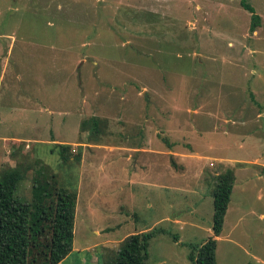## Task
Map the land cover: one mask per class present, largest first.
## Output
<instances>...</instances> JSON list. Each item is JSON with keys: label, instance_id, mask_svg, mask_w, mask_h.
I'll use <instances>...</instances> for the list:
<instances>
[{"label": "rangeland", "instance_id": "374dc122", "mask_svg": "<svg viewBox=\"0 0 264 264\" xmlns=\"http://www.w3.org/2000/svg\"><path fill=\"white\" fill-rule=\"evenodd\" d=\"M246 1L260 17L253 32L239 0H0V173L20 167L27 200L38 164L76 193L82 177L72 252L59 264H113L126 237L154 228L164 233L145 264H190L191 246L212 237L215 175L264 161V0ZM90 120L93 135L81 127ZM146 140L175 154L157 160L175 174L189 155L188 188L138 185L125 204L121 168L154 175L114 147ZM55 144L69 145L64 158ZM198 152L209 157L201 171ZM250 172L234 183L217 264H258L246 253L264 224V178L243 187Z\"/></svg>", "mask_w": 264, "mask_h": 264}, {"label": "trees", "instance_id": "16d2710c", "mask_svg": "<svg viewBox=\"0 0 264 264\" xmlns=\"http://www.w3.org/2000/svg\"><path fill=\"white\" fill-rule=\"evenodd\" d=\"M240 6L251 14V31L259 26L260 17L246 1ZM82 123V131L90 135L98 132V123ZM63 152L69 145L55 144ZM36 164L38 162H35ZM46 166L34 168L30 199L19 194L25 178L20 167H6L0 173V264H59L71 252L74 238V218L77 194L73 189L59 185ZM235 183L232 169L215 175L212 192V237L201 246H191L190 264H217L216 237L223 229L224 218ZM160 229L135 233L120 244L113 264H145L150 241Z\"/></svg>", "mask_w": 264, "mask_h": 264}, {"label": "crops", "instance_id": "0c3cea01", "mask_svg": "<svg viewBox=\"0 0 264 264\" xmlns=\"http://www.w3.org/2000/svg\"><path fill=\"white\" fill-rule=\"evenodd\" d=\"M146 130L148 131V129L146 128ZM205 139V136H202V140ZM9 140H16V141H19V139H9ZM2 141H6V140H2ZM22 141V140H20ZM48 142V141H47ZM51 142H54L56 143L57 141H51ZM76 145H84L85 147L87 148H91V145L90 144H76ZM95 147L97 148H100L101 146H98V145H94ZM212 145H209L208 146V149H211ZM113 149V148H111ZM114 150L120 154L121 156L124 155V157L126 158V161L130 160L132 155L131 153L132 152H135V153H138L136 154V156H139L138 159L136 160V163L137 161L138 162H142L141 163V166L140 168H138L140 171L142 172H149V175L152 174L154 175L153 176V179H151V177L149 178L148 176V173L145 177H143L141 174H139V171L136 172V171H133L131 173H128L127 170L122 167L121 168V172L120 174H116V177H115V185L117 183H120L118 185V190L116 192V196L118 197V199L120 198L121 201H124L125 204H130L132 203V200L135 199V196L136 194L133 192V189L134 188H137L138 185H141V186H147V187H158L160 189H163V190H169V189H172V184L175 183V185H179V184H183L185 185V188H188V185H186V182H187V179L191 176L190 175V172L189 170L187 169V163L188 162V159L190 160V158H187L189 155H186L184 154V157H181V164L184 168V170L181 171V173H178V174H175V172H173L171 170V161L169 159L168 163L166 165H162L160 166L158 164V159H160V157L162 156H166V155H169L171 158L172 155L175 156V154H172L169 151H160V150H154L148 143V141L146 140L142 145H138V146H134L133 148L132 147H127V146H115L114 147ZM225 159H220V161H223ZM207 161H209V157H204L201 155V153L198 152V157L197 159H195L193 161V163H195V165L198 166V169H200L201 171V167L202 165H204ZM244 162V161H242ZM242 162H239V163H242ZM260 161L258 160H254L252 161L251 164L254 165L253 168H249V167H244V166H240L238 168H235L233 171L234 174H235V182L237 181V177H238V173H251V169L255 170L257 173L254 174V176H252L250 174L249 177H246L244 180H243V187H250V185L252 184V182L254 181V179H259L261 180L262 178H264V161L262 163H259ZM140 165V164H139ZM212 165V164H211ZM237 171V172H236ZM79 184L81 185L82 184V177L80 175V178H79V181H78V186L76 187L77 189V203H76V209H75V218H74V223H75V220H76V217H77V206H78V198H79V191H80V187H79ZM117 186V185H116ZM234 189V187H233ZM75 190V189H73ZM126 191V194H123V192ZM229 209V207H228ZM228 209H227V212H228ZM87 214H86V217L88 218H91L93 217L91 214L93 213L91 211V207H90V204L89 206L87 207V210H86ZM259 220L260 221H263L264 222V211L261 212L259 215ZM87 218L85 219V222L87 220ZM105 220H108L109 222L111 221L110 218H105ZM163 221H168V218H164ZM171 223L173 224H178L179 221L176 219V217H172L171 220H169ZM83 222V223H85ZM81 223V224H83ZM124 221L122 220L121 217L119 216H115V225L116 227L120 226L121 224H123ZM107 224V223H105ZM224 225V224H223ZM258 230H257V233L259 234V240L256 241L258 242V247L254 249L255 253H252L250 250L251 247H249V250L247 251V256L250 257L251 259H253L256 263L258 264H264V259L261 257V254L264 253V224L261 223L259 226H258ZM95 234L99 237L100 234L99 232L97 231L98 229L101 231V228L100 226L98 227H95ZM97 229V230H96ZM223 230V229H222ZM248 238L252 239L250 235H248ZM255 238V236H254ZM107 238H105L104 241H106ZM216 239H219V236L216 237ZM255 241V240H254ZM246 242V235L244 234V244ZM89 247H87V250H88Z\"/></svg>", "mask_w": 264, "mask_h": 264}, {"label": "built area", "instance_id": "2783aa9c", "mask_svg": "<svg viewBox=\"0 0 264 264\" xmlns=\"http://www.w3.org/2000/svg\"><path fill=\"white\" fill-rule=\"evenodd\" d=\"M74 151V150H73Z\"/></svg>", "mask_w": 264, "mask_h": 264}]
</instances>
